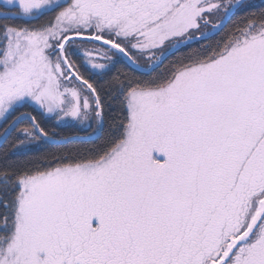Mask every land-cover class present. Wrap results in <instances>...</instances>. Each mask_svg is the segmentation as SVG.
Wrapping results in <instances>:
<instances>
[{
  "label": "snow or ice",
  "instance_id": "snow-or-ice-1",
  "mask_svg": "<svg viewBox=\"0 0 264 264\" xmlns=\"http://www.w3.org/2000/svg\"><path fill=\"white\" fill-rule=\"evenodd\" d=\"M0 264H264V0H0Z\"/></svg>",
  "mask_w": 264,
  "mask_h": 264
},
{
  "label": "trees",
  "instance_id": "trees-1",
  "mask_svg": "<svg viewBox=\"0 0 264 264\" xmlns=\"http://www.w3.org/2000/svg\"><path fill=\"white\" fill-rule=\"evenodd\" d=\"M67 131H68L70 134H74V133L77 132L78 130H77V129H69V130H67ZM32 151L35 152V151H37V149H36V148H33Z\"/></svg>",
  "mask_w": 264,
  "mask_h": 264
}]
</instances>
